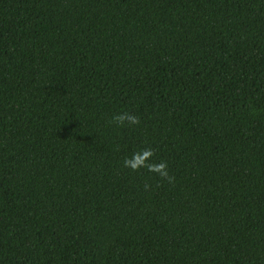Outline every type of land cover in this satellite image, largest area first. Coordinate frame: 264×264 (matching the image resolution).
<instances>
[{"label": "trees", "instance_id": "16d2710c", "mask_svg": "<svg viewBox=\"0 0 264 264\" xmlns=\"http://www.w3.org/2000/svg\"><path fill=\"white\" fill-rule=\"evenodd\" d=\"M0 264H264V0H0Z\"/></svg>", "mask_w": 264, "mask_h": 264}, {"label": "clouds", "instance_id": "9594fccd", "mask_svg": "<svg viewBox=\"0 0 264 264\" xmlns=\"http://www.w3.org/2000/svg\"><path fill=\"white\" fill-rule=\"evenodd\" d=\"M109 123H115L119 127L127 126H138L140 124V119L136 115L129 113H122L116 115L112 118ZM155 156V151L151 148L143 149L132 154L130 158H126L123 161V166L130 169L132 172H140L141 169H147L151 173H156L160 176L162 180H166L168 183L174 182V177L170 176L168 171L167 163L161 161L160 163H149ZM146 190L151 186L146 185Z\"/></svg>", "mask_w": 264, "mask_h": 264}]
</instances>
